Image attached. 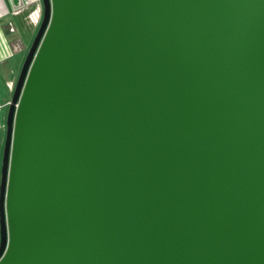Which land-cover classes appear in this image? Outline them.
Segmentation results:
<instances>
[{
	"label": "water",
	"instance_id": "obj_1",
	"mask_svg": "<svg viewBox=\"0 0 264 264\" xmlns=\"http://www.w3.org/2000/svg\"><path fill=\"white\" fill-rule=\"evenodd\" d=\"M41 5L0 264H264V0Z\"/></svg>",
	"mask_w": 264,
	"mask_h": 264
},
{
	"label": "crops",
	"instance_id": "obj_2",
	"mask_svg": "<svg viewBox=\"0 0 264 264\" xmlns=\"http://www.w3.org/2000/svg\"><path fill=\"white\" fill-rule=\"evenodd\" d=\"M41 12L40 0H0V171L11 95L41 22Z\"/></svg>",
	"mask_w": 264,
	"mask_h": 264
},
{
	"label": "rangeland",
	"instance_id": "obj_3",
	"mask_svg": "<svg viewBox=\"0 0 264 264\" xmlns=\"http://www.w3.org/2000/svg\"><path fill=\"white\" fill-rule=\"evenodd\" d=\"M41 1V0H40ZM41 8H42V5H41ZM41 14H42V12H41ZM41 21V20H40ZM38 27V26H37ZM35 36V35H34ZM34 36H33V38H34ZM28 52V51H27ZM27 52L25 53V54H27ZM24 56H26V55H24ZM25 58V57H24Z\"/></svg>",
	"mask_w": 264,
	"mask_h": 264
}]
</instances>
